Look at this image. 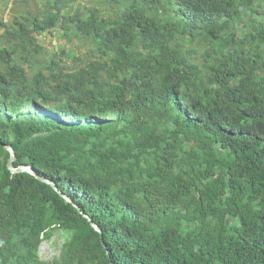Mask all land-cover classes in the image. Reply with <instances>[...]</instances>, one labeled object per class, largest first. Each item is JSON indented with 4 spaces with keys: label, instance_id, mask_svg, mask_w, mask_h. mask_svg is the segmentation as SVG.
<instances>
[{
    "label": "trees",
    "instance_id": "trees-1",
    "mask_svg": "<svg viewBox=\"0 0 264 264\" xmlns=\"http://www.w3.org/2000/svg\"><path fill=\"white\" fill-rule=\"evenodd\" d=\"M96 1L0 18V264H264V0Z\"/></svg>",
    "mask_w": 264,
    "mask_h": 264
},
{
    "label": "rangeland",
    "instance_id": "rangeland-1",
    "mask_svg": "<svg viewBox=\"0 0 264 264\" xmlns=\"http://www.w3.org/2000/svg\"><path fill=\"white\" fill-rule=\"evenodd\" d=\"M43 0H0V18L4 20L12 19L14 14H17V7H24L26 5L30 6L32 12L42 4ZM28 2V3H27ZM98 2L96 0H76V5L80 6L83 10H86L84 6H96ZM24 11V10H23ZM1 32V30H0ZM41 43L45 49L51 51H56L59 49V46H63L61 39L58 36V33L49 34L46 33L41 38ZM84 48L78 49V53H82L87 48V44H84ZM70 48L71 46L68 45ZM80 48V47H78ZM77 52V50H76ZM66 63H71V61L65 60ZM70 231L67 230H57L54 232L52 237L43 242L40 247V257L43 260H52L55 257H58L63 244L69 239Z\"/></svg>",
    "mask_w": 264,
    "mask_h": 264
},
{
    "label": "water",
    "instance_id": "water-1",
    "mask_svg": "<svg viewBox=\"0 0 264 264\" xmlns=\"http://www.w3.org/2000/svg\"><path fill=\"white\" fill-rule=\"evenodd\" d=\"M5 148L9 151L10 153V157L7 161V168L8 170H10L11 173H19V172H28L32 175H34L36 178H38L39 180L43 181V182H46L48 183L49 185H51L55 190H57V186L54 182H52L51 180H49L48 178L46 177H42L40 175L37 174V172L34 170V168L32 167V165H20L18 167H14L13 166V162L15 161V153L13 151V149L9 146V145H6ZM60 194L68 201L72 202L70 200V198L68 196H66L65 194L61 193ZM85 217H88L86 214H84ZM90 224L95 228V230H97L98 232H100V229L97 227L96 224H94V222L88 218Z\"/></svg>",
    "mask_w": 264,
    "mask_h": 264
}]
</instances>
